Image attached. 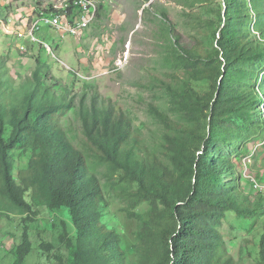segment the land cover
Masks as SVG:
<instances>
[{
	"label": "trees",
	"instance_id": "16d2710c",
	"mask_svg": "<svg viewBox=\"0 0 264 264\" xmlns=\"http://www.w3.org/2000/svg\"><path fill=\"white\" fill-rule=\"evenodd\" d=\"M217 18L213 29L211 21L203 22L210 48L183 46L171 24L162 30L172 83L158 81V90L184 121L147 108L165 130L160 146L167 161L140 141L123 111L96 93L86 100L85 93L70 95L62 87L63 95L57 94L39 57L19 90L4 82L5 75L11 79L0 66V215L10 216L11 206L28 219L39 206L59 213L62 245L52 257L58 264H131L119 234L101 218L102 190L118 186L128 217L146 218L138 232V264H237L219 230L223 220L228 213L264 214V197L252 203L244 195L229 155L243 138L264 140V89H256L264 76V0H223ZM68 111L79 119V128L69 126L79 146L63 126ZM15 151L28 156L18 180ZM95 167L104 172L98 176ZM41 250L54 247L45 243ZM16 252L13 264H23L28 248ZM258 264H264V233Z\"/></svg>",
	"mask_w": 264,
	"mask_h": 264
},
{
	"label": "rangeland",
	"instance_id": "374dc122",
	"mask_svg": "<svg viewBox=\"0 0 264 264\" xmlns=\"http://www.w3.org/2000/svg\"><path fill=\"white\" fill-rule=\"evenodd\" d=\"M63 1L69 0H0V20L5 23L8 18L14 21L26 18V24L28 20H37L39 12L49 10L50 6ZM92 1L96 4L95 16L88 27L75 37H61L48 26L39 25L36 36L50 45L53 54L39 50V45L29 43L26 44L33 46V49L21 54L16 50L19 41L15 35L0 29V66L11 79L8 81L5 75L4 82L13 90H19L35 68L34 58L39 57L42 63H46L49 77H52L51 81H46L55 85L57 94L63 95L62 87L68 89L70 95L85 93L86 100L96 93L100 100L123 111L140 141L167 161L160 146L165 130L151 118L147 108L154 105L176 121H184L178 111H172L165 93L158 90V81L167 82L171 73L166 65L167 42L162 30L171 24L183 46L189 49L204 44L210 48L212 40L207 38L209 30L203 22L211 21L213 26L210 29L219 25L217 11L221 1L207 0L205 2L208 4L205 5L197 4L195 0ZM162 13L167 16V21L162 18ZM254 25L250 26L251 31ZM9 26L14 29V22ZM202 33L206 34L203 36ZM261 83L256 89H264V76ZM259 109L264 113V104H259ZM66 118L63 126L69 138L79 146L73 132L80 125L78 116L76 112L68 111ZM17 151L12 157L13 174L18 180L20 171L27 166L28 156ZM229 155L237 175L242 177L241 190L244 195L252 203L257 201L259 195L264 197V140L247 142L243 138L239 146L229 149ZM95 171L99 176L104 169L95 167ZM253 179L263 191L253 187ZM226 180L229 182L233 179L227 177ZM102 192V222L119 234L128 262L138 264V232L142 220L146 218L143 215H140L142 218L128 217L127 207L119 194L120 187L107 186ZM11 208L13 213L10 216L4 213L0 215V264H13L18 247L29 250L23 264H58L52 257L55 249L62 245L58 237L63 228L57 221L62 216L59 213L50 215L39 206L37 214L28 219L17 207ZM67 223L70 228L68 236L71 237L74 230L71 223ZM219 230L228 252L237 264H258V244L264 233V214L246 218L228 213ZM45 243L52 244L54 250H41ZM64 253L70 259V252Z\"/></svg>",
	"mask_w": 264,
	"mask_h": 264
},
{
	"label": "built area",
	"instance_id": "2783aa9c",
	"mask_svg": "<svg viewBox=\"0 0 264 264\" xmlns=\"http://www.w3.org/2000/svg\"><path fill=\"white\" fill-rule=\"evenodd\" d=\"M69 8L74 11L71 15L68 14ZM95 13L96 4L92 0H70L59 2L58 5H52L49 14L40 13L37 20L31 19L29 21L27 19L28 23L24 24L26 18H21L18 21L8 18L4 21L5 23L0 20V26L7 34L15 35L19 41L17 48L20 52H27L28 47L26 43H29L39 45L47 53L53 54L50 45L36 36L40 24L49 26L55 32L59 33L61 37H75L79 31L88 27ZM12 22H14V29H11L9 26ZM253 183V187L256 190L263 191L254 179Z\"/></svg>",
	"mask_w": 264,
	"mask_h": 264
},
{
	"label": "water",
	"instance_id": "95a60500",
	"mask_svg": "<svg viewBox=\"0 0 264 264\" xmlns=\"http://www.w3.org/2000/svg\"><path fill=\"white\" fill-rule=\"evenodd\" d=\"M222 3H223V0H220ZM223 7L225 8L224 4H223Z\"/></svg>",
	"mask_w": 264,
	"mask_h": 264
}]
</instances>
